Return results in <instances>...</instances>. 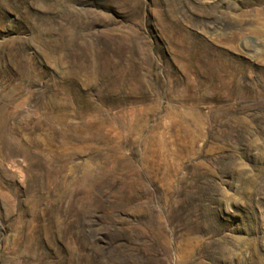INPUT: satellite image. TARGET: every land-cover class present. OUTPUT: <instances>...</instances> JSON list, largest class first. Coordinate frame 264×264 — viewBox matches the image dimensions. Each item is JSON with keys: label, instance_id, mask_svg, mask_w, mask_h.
Returning <instances> with one entry per match:
<instances>
[{"label": "rangeland", "instance_id": "rangeland-1", "mask_svg": "<svg viewBox=\"0 0 264 264\" xmlns=\"http://www.w3.org/2000/svg\"><path fill=\"white\" fill-rule=\"evenodd\" d=\"M0 264H264V0H0Z\"/></svg>", "mask_w": 264, "mask_h": 264}]
</instances>
